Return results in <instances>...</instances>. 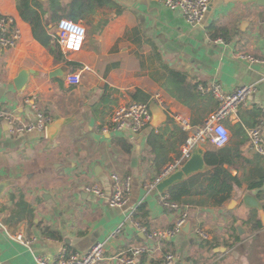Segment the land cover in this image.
Returning <instances> with one entry per match:
<instances>
[{"label":"crops","instance_id":"obj_1","mask_svg":"<svg viewBox=\"0 0 264 264\" xmlns=\"http://www.w3.org/2000/svg\"><path fill=\"white\" fill-rule=\"evenodd\" d=\"M16 1L0 0V13L12 16L21 30L14 47L0 48V109L31 121L40 108L52 122L62 118L64 123L49 139L38 130L11 135L0 122V264H36L37 255L52 258L62 249L81 253L96 241H105L98 264H122L119 254L136 245L147 248L138 259L149 264L167 252L174 255L172 264H264V224L254 228L259 211L243 201L251 194L264 204V187L248 189L264 176V158L251 148L247 135L258 121L264 134V4L211 0L203 20L192 26L158 0H92L78 21L86 30L82 48L60 52L64 61L57 62L33 37ZM55 25H49L54 37ZM217 37L221 42L213 41ZM68 62L82 70L77 86L49 76ZM20 68L32 73L17 90L13 79ZM169 69L185 73L189 85L217 82L229 92L255 83L256 90L233 116L223 119L229 131L224 146L240 152L229 171L241 184L220 205L214 203L208 183L200 193L183 196L177 204L188 213L189 230L158 241L138 230L129 214L133 211L135 218L137 208L144 206L145 215L134 220L146 228L173 224L178 211L162 204L161 194L147 185L163 158L180 153L187 132L175 117L199 125L217 107L210 93H168L164 84ZM75 70L69 65L67 73ZM137 95L153 111L161 109L163 120L137 133L128 128L102 133L113 109ZM151 127L160 136L157 153L147 141ZM201 146L205 150L206 144ZM156 155L159 162L153 161ZM112 172L129 178L128 201L122 207L109 204ZM91 184L101 193L87 192ZM3 225L34 241L29 248L23 246L6 235ZM196 225L208 232L207 238L194 233Z\"/></svg>","mask_w":264,"mask_h":264},{"label":"built area","instance_id":"obj_2","mask_svg":"<svg viewBox=\"0 0 264 264\" xmlns=\"http://www.w3.org/2000/svg\"><path fill=\"white\" fill-rule=\"evenodd\" d=\"M165 7L172 11L180 12L186 22L195 26L200 23L208 8L211 0H158ZM55 38L62 55L67 52H77L82 48L86 30L79 22L69 19H59L56 22ZM21 38V30L16 25L12 16L0 13V48L14 47ZM214 42H221V38L213 39ZM241 58L255 60L251 55L240 54ZM87 68V67H85ZM81 71L75 70L67 73L65 82L71 86H77L81 83ZM201 93H210L217 100L216 109L208 114L202 124L192 125L190 121L184 117L176 116L177 122L181 128L187 132L185 141L182 143L180 153L174 157L166 165L162 167L160 172L156 174L147 185L150 189H155L156 184L163 178L177 170L185 160H187L195 144H213L216 147L224 146L229 139L228 128L223 123V119L233 116L237 109L246 103L247 97L256 90L255 83L244 84L236 87L232 91H225L220 83L214 82L209 85H198ZM160 98L159 95H155ZM163 103V102H162ZM151 111L149 103L145 100H132L129 103L117 106L110 115V124L101 127V132L105 133L111 130H123L128 128L132 133L141 131L145 126L150 124ZM53 117L43 112L40 108H35L34 118L31 121H23L15 112H8L0 109V122L6 125L9 134L15 135L33 130L45 131L47 125L51 123ZM263 123L258 121L255 125L247 129L248 143L251 148L264 158V134ZM114 181V192L109 199L110 206L122 207L128 201L129 178L120 179L116 172L111 173ZM87 192L100 194L99 187L91 184L86 187ZM160 201L169 209L178 211L173 224L163 229H148L133 218V211L129 214L130 221L134 226L142 231L148 239L166 241L174 237L181 231L183 225L187 221L188 213L186 210H179V206L175 202L169 201L168 195L160 193ZM2 228L8 237L21 243L25 247H30L34 241L33 237H27L21 232H8L3 225ZM195 234L202 238L208 237V232L201 226L193 227ZM119 232V227L114 230L112 235ZM147 248L136 245L130 247L126 252L119 254L118 260L122 264H149L140 261L138 258L145 253ZM105 253V241H96L84 252L68 251L62 249L56 257H48L46 255L35 256L36 264H98ZM174 255L167 252L164 256L157 260L155 264H172Z\"/></svg>","mask_w":264,"mask_h":264},{"label":"trees","instance_id":"obj_3","mask_svg":"<svg viewBox=\"0 0 264 264\" xmlns=\"http://www.w3.org/2000/svg\"><path fill=\"white\" fill-rule=\"evenodd\" d=\"M91 1L92 0H67L62 3L61 0H17L16 8L20 17L30 24L33 37L52 53L57 62H63L64 59L61 56L60 48L56 38L49 31V25H54L59 19L63 18L78 22L83 15V10L90 8ZM66 64L72 66V70H75L77 67L75 63L68 62ZM164 88L171 94L173 90H177L183 96H193L196 95V93L200 95L201 93L198 90L197 83L189 85L188 82H186L185 73L175 69L168 70ZM133 100H140V98L137 95L133 97ZM151 129L147 141L150 149L154 153H157L155 152L156 148L161 145L159 141L160 136L154 133L155 128L151 127ZM186 136L187 134L182 142L185 141ZM203 157L208 168L204 171L194 173L186 177L183 181L175 183L166 189L162 194L168 195L169 201L179 203L181 198L185 195L200 193L205 183H208V188L212 193L211 195L214 196V203L220 205L230 198V194L235 187H239L241 184L240 179L236 175H232L229 171V167L234 165L236 160L240 158V152L237 147L229 148L227 146H221L217 148L207 143ZM171 160L172 158L167 161L165 160V162L163 158V160H161L163 164L160 166L157 165L159 172L162 167ZM153 161L159 162L157 155ZM263 187V175L260 176L259 180L248 184L249 190L255 188L260 190ZM263 205L264 204H262V206ZM145 213L144 206H140L137 208L134 217L139 218V216H143ZM256 221L254 228H262L261 219L259 218ZM150 264H155V262Z\"/></svg>","mask_w":264,"mask_h":264},{"label":"water","instance_id":"obj_4","mask_svg":"<svg viewBox=\"0 0 264 264\" xmlns=\"http://www.w3.org/2000/svg\"><path fill=\"white\" fill-rule=\"evenodd\" d=\"M223 1L226 3L239 2L241 4H247L250 2H256V3L264 4V0H223ZM68 68L69 66L67 64H62L60 67L52 70L49 73V76L64 79L68 71ZM30 73H32V70L30 69L20 68L18 70L16 77L13 79L14 86L17 90H21L24 87ZM150 111L152 115L150 125L156 127L163 120L165 113L161 109L159 110L157 109L153 111L151 107H150ZM63 123H64V119L62 118H57L53 122L49 123L45 129L46 137L52 139ZM203 155H204L203 147L200 144H195L192 147L190 157L187 160H185L184 163L177 170H175L170 175L160 180L156 184V190L159 193H163L171 185L183 181L186 177L194 173L206 170L208 167L204 162ZM1 187L2 185H0V188ZM243 201L247 206L258 209L260 214V219L264 224V210L261 202L251 194H245L243 196ZM189 226H190V221L187 220L181 230L187 232L189 230ZM237 230L239 233H242V228L240 226H237Z\"/></svg>","mask_w":264,"mask_h":264}]
</instances>
